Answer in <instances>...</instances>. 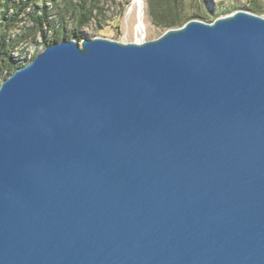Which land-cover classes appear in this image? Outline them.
<instances>
[{
  "label": "water",
  "instance_id": "water-1",
  "mask_svg": "<svg viewBox=\"0 0 264 264\" xmlns=\"http://www.w3.org/2000/svg\"><path fill=\"white\" fill-rule=\"evenodd\" d=\"M0 264H264V16L64 38L6 77Z\"/></svg>",
  "mask_w": 264,
  "mask_h": 264
},
{
  "label": "rangeland",
  "instance_id": "rangeland-1",
  "mask_svg": "<svg viewBox=\"0 0 264 264\" xmlns=\"http://www.w3.org/2000/svg\"><path fill=\"white\" fill-rule=\"evenodd\" d=\"M133 0H95L96 9L92 13L91 19L87 24L79 25L77 18L73 15L74 8L68 10V0H36L33 6H28L27 11L31 8H41L47 6L51 9V18L54 22L51 24L52 30L60 29L65 34H70L78 30L83 38H94L97 36L108 37L123 42H134L140 40H149L159 37L165 32V29L153 23V20L148 13L147 2L145 0L146 25L147 28L144 34L136 30L137 13L134 11L129 14L128 9ZM80 0H72L73 6L78 4ZM89 5V3H88ZM258 5L262 8L260 12L264 16V0H195V3L186 5L185 11L192 12H208L210 17L207 20H214L218 16L229 14L228 10H248L251 6ZM1 11L3 7L1 6ZM101 10V12H100ZM12 14L10 10L8 15ZM63 15V21L58 20L59 16ZM24 20L18 23V26L9 31L8 36L15 37L16 34L24 32L23 26L31 25L30 21L25 20L24 15H21ZM199 19V18H197ZM202 20V19H200ZM48 29V34L53 35V31ZM47 45L42 43L41 36L31 37L19 44L18 48L13 52L14 55L21 54L25 59L21 62L26 64L38 52L42 51ZM6 71L0 74V84L5 78Z\"/></svg>",
  "mask_w": 264,
  "mask_h": 264
},
{
  "label": "trees",
  "instance_id": "trees-1",
  "mask_svg": "<svg viewBox=\"0 0 264 264\" xmlns=\"http://www.w3.org/2000/svg\"><path fill=\"white\" fill-rule=\"evenodd\" d=\"M35 1L36 0H0V9L1 6L3 7V10H0V74L6 71L7 74H5V78L17 67L23 65L21 60L25 59V57H22L21 54L14 55L13 52L18 48L19 44L29 36L35 38L41 36L44 45L60 41L64 38H76L79 41L83 38V35L78 30L70 34H65L57 28L52 30L51 24L54 20L50 17L52 11L47 6L38 8L40 10L34 7L27 11V7L33 6ZM146 2L148 13L153 23L165 30L182 26L193 18L207 20L210 17L208 12L188 13L185 11V6L195 3V0H146ZM68 5V10L74 8L73 15L77 18L79 25L87 24L92 17V13L96 9L95 0H80V2L74 6L72 0H68ZM10 10L12 14L8 15ZM248 10L260 14L262 8L258 5H254ZM228 11L232 12V10ZM21 15H24L25 20L30 21L32 24L23 26L24 32L16 34L15 37L8 36L9 31L17 27L21 20H24ZM63 18L64 16L61 15L58 20L63 21ZM48 29L53 31L52 36L48 34Z\"/></svg>",
  "mask_w": 264,
  "mask_h": 264
},
{
  "label": "bare ground",
  "instance_id": "bare-ground-1",
  "mask_svg": "<svg viewBox=\"0 0 264 264\" xmlns=\"http://www.w3.org/2000/svg\"><path fill=\"white\" fill-rule=\"evenodd\" d=\"M134 11L137 13L136 30L144 34L146 25V11H145V0H133L129 6L128 13L131 14Z\"/></svg>",
  "mask_w": 264,
  "mask_h": 264
}]
</instances>
